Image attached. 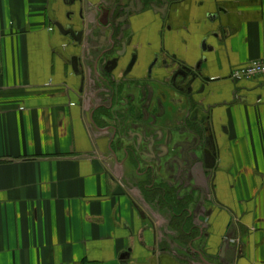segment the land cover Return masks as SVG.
Segmentation results:
<instances>
[{
    "label": "crops",
    "instance_id": "obj_1",
    "mask_svg": "<svg viewBox=\"0 0 264 264\" xmlns=\"http://www.w3.org/2000/svg\"><path fill=\"white\" fill-rule=\"evenodd\" d=\"M174 1L160 21L167 53L205 57L211 77L264 60V0ZM87 3L89 31L106 36L111 0ZM70 10L0 0V264H264V77L196 106L198 122L211 116L213 171L149 197L143 167L111 151L106 118L78 92V47L54 27ZM146 21L143 45L158 31ZM224 240L232 262L218 257Z\"/></svg>",
    "mask_w": 264,
    "mask_h": 264
},
{
    "label": "flooded vegetation",
    "instance_id": "obj_2",
    "mask_svg": "<svg viewBox=\"0 0 264 264\" xmlns=\"http://www.w3.org/2000/svg\"><path fill=\"white\" fill-rule=\"evenodd\" d=\"M174 4V0H111L102 25L108 34L95 36L88 25L82 26V43L75 46L80 54L79 93L84 98L91 93L98 106L95 117L107 120L102 125L110 133L111 151L122 153L129 165L142 166L139 175L146 178L147 195L159 199L175 182L186 188L197 166L201 168L197 175L204 181L208 170L203 152L216 153L207 122L204 117L198 122L195 115L192 99L202 89L190 84L186 67L178 66L177 56L163 47L160 21L164 7ZM118 20L125 27L118 26ZM145 20L158 27L147 45L135 33ZM168 63L171 67L166 71ZM197 153L201 158H196Z\"/></svg>",
    "mask_w": 264,
    "mask_h": 264
},
{
    "label": "water",
    "instance_id": "obj_3",
    "mask_svg": "<svg viewBox=\"0 0 264 264\" xmlns=\"http://www.w3.org/2000/svg\"><path fill=\"white\" fill-rule=\"evenodd\" d=\"M65 5L70 9H74V11L70 10L67 13V20H68V24L67 27H64L63 25H61L58 22L54 23V27H56V29L59 31V33L62 36L68 37L69 39V45H71L72 42L75 43V45L72 46H80L81 45V39H82V35L83 32L82 31H76L75 30V25L77 24L78 26H84V28H87V24H86V20L84 19L83 13L87 11L88 9V3L87 0H64ZM75 8H77V12L75 11ZM170 11V7L168 8V6L164 7L163 12L165 13V15L167 14V12ZM162 12V13H163ZM168 15V14H167ZM209 19H211L210 21H212V23L218 21V16L217 15H211L210 17H208ZM218 28H222L221 26H219ZM216 36V35H215ZM70 47V46H69ZM208 52H213V48H209L206 49L205 48V42L202 43V51L203 53L205 51ZM194 56L193 54H191L190 52L186 51V53L183 55V58L178 59V66H182L183 68L187 69V77H189L190 79V84H192L194 86V88H198L197 86H200L202 90L196 91V96H200V99L196 100L195 98L192 99L194 105L196 106H200V107H204V102L207 101V97L208 96H218V94L220 95L222 92L221 88L223 85H226L228 83H230L231 85H236L238 83V80H230L231 78L229 77H223V76H217V77H211L209 71H207V67L205 68V66L208 64V60L205 57H201L196 63H194L191 67H190V63L193 60ZM79 58L78 56L73 55L70 58L69 64L72 68V72L75 75V77H79L80 74L78 73V69H79V64H78ZM192 63V62H191ZM190 64V65H189ZM189 65V66H187ZM171 65L168 63L164 66V69L167 71L168 69H170ZM107 73H109L110 71H106ZM182 80H186V78H184V76H180ZM196 86V87H195ZM80 88V87H79ZM78 92H80V89H78ZM235 92H232V96H235ZM208 109H210V106H207ZM211 114V112H210ZM204 120L207 122L208 125V131L210 132V137L213 140L214 146H215V140L213 138L212 135V131H211V116L210 115H205ZM199 127H202L201 124ZM203 152V154L205 156H203L202 158V162H203V166L206 170L208 171H213L214 167H215V161H216V153H213L212 155H210L209 153ZM196 158H200V155H198V153L195 155ZM206 157V158H205ZM226 247H227V243L226 240H224L222 242V247L219 250V254L218 257L222 258L224 257L226 259V261L228 262H232L235 260L236 257V251H226ZM202 257V256H201Z\"/></svg>",
    "mask_w": 264,
    "mask_h": 264
},
{
    "label": "built area",
    "instance_id": "obj_4",
    "mask_svg": "<svg viewBox=\"0 0 264 264\" xmlns=\"http://www.w3.org/2000/svg\"><path fill=\"white\" fill-rule=\"evenodd\" d=\"M260 77H264V60L251 61L231 74V78L235 80H253Z\"/></svg>",
    "mask_w": 264,
    "mask_h": 264
},
{
    "label": "rangeland",
    "instance_id": "obj_5",
    "mask_svg": "<svg viewBox=\"0 0 264 264\" xmlns=\"http://www.w3.org/2000/svg\"><path fill=\"white\" fill-rule=\"evenodd\" d=\"M198 155H200V154H198ZM200 158H201V155H200Z\"/></svg>",
    "mask_w": 264,
    "mask_h": 264
}]
</instances>
